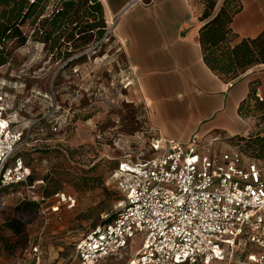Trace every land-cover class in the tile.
Wrapping results in <instances>:
<instances>
[{"label": "rangeland", "instance_id": "obj_1", "mask_svg": "<svg viewBox=\"0 0 264 264\" xmlns=\"http://www.w3.org/2000/svg\"><path fill=\"white\" fill-rule=\"evenodd\" d=\"M96 44L82 61L69 64L72 59L54 61L43 43L29 39L24 46L11 44L13 58L0 66V85L19 120L15 126L24 131L13 159H22L34 177L33 185L0 194V264H81L78 244L122 209L113 171L121 162L152 156L150 140L158 130L150 127L131 69L110 41ZM257 105L242 108L248 126L231 143L263 165L257 148L249 146L261 138L264 143V112ZM61 115L59 130L52 131L49 119ZM42 117L48 118L44 132L34 124ZM44 189L58 192L46 198ZM26 200L37 201L38 211L17 214ZM15 216L26 223L18 235L7 227ZM142 241L132 237L126 250L94 264H131ZM256 250L241 242L232 258L210 264H252L249 255Z\"/></svg>", "mask_w": 264, "mask_h": 264}, {"label": "built area", "instance_id": "obj_2", "mask_svg": "<svg viewBox=\"0 0 264 264\" xmlns=\"http://www.w3.org/2000/svg\"><path fill=\"white\" fill-rule=\"evenodd\" d=\"M109 35L107 28L103 40ZM11 107L0 85V187L25 184L31 174L30 167L13 159L24 131L13 125ZM62 117L49 119L52 131L59 130ZM150 149V158L121 162L113 171L122 209L78 244L80 263L94 264L118 254L140 235L136 264H210L232 258L241 242L256 246L249 255L252 264H264V179L259 163L236 146L204 154L196 135L181 142L159 134L151 138ZM33 252L36 255L38 247Z\"/></svg>", "mask_w": 264, "mask_h": 264}, {"label": "crops", "instance_id": "obj_3", "mask_svg": "<svg viewBox=\"0 0 264 264\" xmlns=\"http://www.w3.org/2000/svg\"><path fill=\"white\" fill-rule=\"evenodd\" d=\"M101 1L110 35L94 48L108 40L121 52L150 127L158 130L154 136L186 142L196 135L204 154L234 148L231 139L248 126L239 114L241 103L252 92L264 100V63L232 81L216 74L204 60L200 30L209 20H201L203 5L196 0ZM224 1L219 0L214 14ZM239 3L231 24L237 42L263 34L264 0ZM11 121L19 123L13 113ZM259 165L264 179V164Z\"/></svg>", "mask_w": 264, "mask_h": 264}, {"label": "trees", "instance_id": "obj_4", "mask_svg": "<svg viewBox=\"0 0 264 264\" xmlns=\"http://www.w3.org/2000/svg\"><path fill=\"white\" fill-rule=\"evenodd\" d=\"M196 1L203 5L201 20H209L200 30L204 60L216 74L232 81L264 63V33L237 42L238 36L232 30L233 18L241 10L239 0H225L216 14L219 0ZM107 28L101 0H0V66L8 64L13 58L11 44L24 46L29 39L43 43L54 61L72 59L69 64L82 61L88 56L82 53L101 42ZM255 104L260 107L259 111L264 112V100L252 92L241 103L239 114H242V108H255ZM42 123L38 125L39 130L43 127ZM262 141L263 138L253 141L249 146L253 150L257 148L260 157L264 158ZM14 160L24 163L20 158ZM33 182L34 177L30 174L27 183L0 187V194L18 186L33 185ZM57 192L58 189H44L46 198ZM38 209L37 201L26 200L17 205L16 212L31 214ZM116 216L112 214L105 223L111 222ZM25 226V221L18 216L7 222V227L17 235L22 233Z\"/></svg>", "mask_w": 264, "mask_h": 264}, {"label": "bare ground", "instance_id": "obj_5", "mask_svg": "<svg viewBox=\"0 0 264 264\" xmlns=\"http://www.w3.org/2000/svg\"><path fill=\"white\" fill-rule=\"evenodd\" d=\"M134 263H135V264L137 263L136 260H134Z\"/></svg>", "mask_w": 264, "mask_h": 264}]
</instances>
